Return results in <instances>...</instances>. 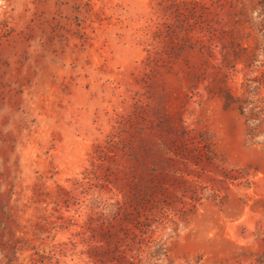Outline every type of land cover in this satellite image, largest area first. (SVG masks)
<instances>
[{
    "label": "rangeland",
    "instance_id": "374dc122",
    "mask_svg": "<svg viewBox=\"0 0 264 264\" xmlns=\"http://www.w3.org/2000/svg\"><path fill=\"white\" fill-rule=\"evenodd\" d=\"M0 264H264V0H0Z\"/></svg>",
    "mask_w": 264,
    "mask_h": 264
},
{
    "label": "trees",
    "instance_id": "16d2710c",
    "mask_svg": "<svg viewBox=\"0 0 264 264\" xmlns=\"http://www.w3.org/2000/svg\"><path fill=\"white\" fill-rule=\"evenodd\" d=\"M243 112H245L244 111V108H243ZM251 114V115H250ZM253 114V111L252 110H250V112H247V113H245V116L247 117V120L249 121V120H251V118H253L252 115ZM249 134H252V129L250 130L249 129Z\"/></svg>",
    "mask_w": 264,
    "mask_h": 264
}]
</instances>
